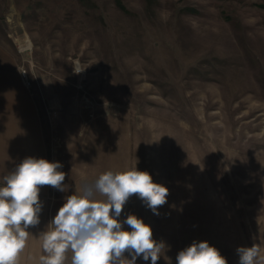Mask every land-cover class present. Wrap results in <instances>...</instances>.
I'll return each mask as SVG.
<instances>
[{"label": "rangeland", "instance_id": "1", "mask_svg": "<svg viewBox=\"0 0 264 264\" xmlns=\"http://www.w3.org/2000/svg\"><path fill=\"white\" fill-rule=\"evenodd\" d=\"M0 41L36 86L61 206L136 167L167 203L133 195L119 220L164 242L157 264L194 241L227 264L264 246V0H0Z\"/></svg>", "mask_w": 264, "mask_h": 264}, {"label": "clouds", "instance_id": "2", "mask_svg": "<svg viewBox=\"0 0 264 264\" xmlns=\"http://www.w3.org/2000/svg\"><path fill=\"white\" fill-rule=\"evenodd\" d=\"M73 70L78 74L83 69L73 66ZM61 167L59 162L29 156L0 180V264H18L30 235L28 229L39 225L40 186L65 190L66 174L58 170ZM133 195L159 215L169 189L136 167L106 171L94 182H85L81 194L66 197L47 230L40 233L45 253L40 264H66L69 253L70 264H136L138 257L157 264L166 247L164 242L154 240L151 227L134 214L119 220ZM125 224L130 231L124 230ZM236 251L238 264H264V246L260 244ZM176 264H227V260L207 241H194L179 251Z\"/></svg>", "mask_w": 264, "mask_h": 264}, {"label": "crops", "instance_id": "3", "mask_svg": "<svg viewBox=\"0 0 264 264\" xmlns=\"http://www.w3.org/2000/svg\"><path fill=\"white\" fill-rule=\"evenodd\" d=\"M21 66L16 48L0 41V180L26 157L51 162L36 86L31 80L29 84L24 80ZM56 196L57 189L50 185L40 186V223L28 229L30 235L18 264H40V257L45 253L39 235L47 230L61 207ZM123 228L131 230L126 224ZM125 257L131 259L127 253ZM70 258L71 253L66 264H70Z\"/></svg>", "mask_w": 264, "mask_h": 264}, {"label": "built area", "instance_id": "4", "mask_svg": "<svg viewBox=\"0 0 264 264\" xmlns=\"http://www.w3.org/2000/svg\"><path fill=\"white\" fill-rule=\"evenodd\" d=\"M21 73H22L24 80L29 84L30 79L28 77V70L25 67H23V68H21Z\"/></svg>", "mask_w": 264, "mask_h": 264}]
</instances>
